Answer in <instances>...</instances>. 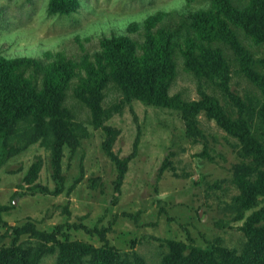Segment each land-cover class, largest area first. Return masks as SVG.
Segmentation results:
<instances>
[{"label": "rangeland", "instance_id": "1", "mask_svg": "<svg viewBox=\"0 0 264 264\" xmlns=\"http://www.w3.org/2000/svg\"><path fill=\"white\" fill-rule=\"evenodd\" d=\"M254 1L78 0L72 12L51 14L50 0H0V57L39 62V73L34 64L26 73L39 84L52 67L72 69L56 111L0 119V248H44L39 264H58L60 243L78 241L165 264L192 253L241 252L264 233V166L251 164L239 139L207 111L193 114L190 132L182 109L119 80L98 94L86 90L95 83L86 65L112 57L106 40L128 39L140 56L150 33L171 29L168 96L191 102L208 94L229 117L244 119L242 111L258 121L264 42L221 9L249 12ZM211 10L227 24L223 40L203 38L191 24V15ZM256 15L247 16L264 30ZM152 17L159 19L148 28ZM237 164L250 173L239 176Z\"/></svg>", "mask_w": 264, "mask_h": 264}, {"label": "trees", "instance_id": "2", "mask_svg": "<svg viewBox=\"0 0 264 264\" xmlns=\"http://www.w3.org/2000/svg\"><path fill=\"white\" fill-rule=\"evenodd\" d=\"M78 4V0H50L48 9L51 14H67L75 10ZM221 9L226 10L229 19L244 27L256 42H264V30L260 27V21L247 16L253 11L261 18L260 20H264V0H255L249 12L247 9L238 11L234 5L225 3H222ZM218 13L220 12L211 10L198 15L193 14L191 24L203 38L218 36L223 40L227 33V24L217 23ZM257 15L256 18L259 19ZM158 19L150 18L147 27H152ZM174 34L171 29L170 31L161 29L156 36L150 33L149 41L147 40L146 45L141 47L140 56L136 55L138 48L128 39L106 40L111 50V59L95 68L90 67L91 64H88L89 67L86 65L89 77L94 79L95 83L88 86V89L84 86L81 88L89 90L91 94H98L108 81L119 80L123 85L132 88L133 92H142L152 98L151 100L159 99V104L163 106L182 109L190 132L197 127V120L193 114L200 110L207 111L206 114L210 118L216 119L230 134L239 139L240 150L243 156L250 158L251 164L256 162L264 166V105L259 110L258 121L255 122L254 117H248L242 111L239 113L244 119L229 117L227 112L222 111L219 98L208 94L198 101L191 102L178 96H168ZM33 64L35 73H39L40 64L34 59L0 57V119L3 118L4 122L10 118L18 120L21 114L26 118L44 109L56 111L57 107L62 106L65 88L72 78L70 73L72 69H66L63 63L58 67H52L46 75V80L39 84L32 74L31 78L26 77ZM51 76H55V79ZM98 104L99 101H96L95 105ZM244 105L243 102L239 104L240 108ZM254 126H257V129L253 128ZM235 167L239 176L250 173L251 170L248 164H237ZM59 248L58 264H146L138 252H121L113 247H95L78 241H66L60 243ZM32 250L21 248L19 245L1 246L0 264H39L45 249ZM165 264H264V233L255 234V238L249 240L241 252L224 248L210 256L195 257L192 253L181 258L165 259Z\"/></svg>", "mask_w": 264, "mask_h": 264}]
</instances>
